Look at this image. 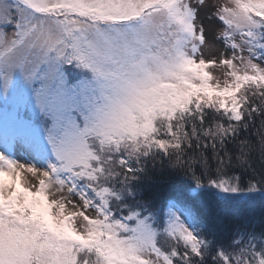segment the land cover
Segmentation results:
<instances>
[{"label":"snow or ice","instance_id":"6c2138e0","mask_svg":"<svg viewBox=\"0 0 264 264\" xmlns=\"http://www.w3.org/2000/svg\"><path fill=\"white\" fill-rule=\"evenodd\" d=\"M209 5L223 26L201 22ZM16 147L51 158L0 151V264H264V232L208 235L242 210L221 193L264 194V0H0ZM157 162L192 183L152 207L132 182Z\"/></svg>","mask_w":264,"mask_h":264},{"label":"trees","instance_id":"16d2710c","mask_svg":"<svg viewBox=\"0 0 264 264\" xmlns=\"http://www.w3.org/2000/svg\"><path fill=\"white\" fill-rule=\"evenodd\" d=\"M259 156V151L254 159ZM259 166L258 160H256ZM149 179L141 174L135 181L133 187L136 189V198L142 201H150L152 207L161 205L173 193L182 187L190 185L192 181L180 173H175L160 162L149 165ZM216 189H209L212 194ZM228 207H239L242 209L236 213H230L225 225L211 228L208 235L212 237L215 245L220 247L230 246V242L236 235L237 229L247 232H264V194L257 192L221 193ZM194 227H201L194 225Z\"/></svg>","mask_w":264,"mask_h":264},{"label":"rangeland","instance_id":"374dc122","mask_svg":"<svg viewBox=\"0 0 264 264\" xmlns=\"http://www.w3.org/2000/svg\"><path fill=\"white\" fill-rule=\"evenodd\" d=\"M192 2L195 4L196 0H192ZM210 2L214 3L215 0H210ZM222 2V0H221ZM211 5L207 8H198V16L202 23L205 24L206 28H211V25H217V26H223L222 22L217 19L215 16H210L209 12L211 11ZM214 32L209 30L207 32V38L210 43L214 44V47L209 49L208 47L203 48V56L206 60L209 59H215L217 61L216 64H211L206 69L209 71L214 79L223 80L224 74L227 71L220 63L219 61L224 58V54L226 52L225 49V41L220 39L218 34L217 38L213 40ZM227 55H231L230 51L227 52ZM5 103V109H8V103ZM46 145V141H44ZM0 151H5L7 155H9L11 158L24 162V163H34L38 167H47V161L49 158H51V152L50 150L43 156L37 157L35 153H33L31 150L21 149L19 147L12 148V149H5L0 148ZM25 186H28L29 184L35 183L34 178H32L29 174L25 175Z\"/></svg>","mask_w":264,"mask_h":264}]
</instances>
